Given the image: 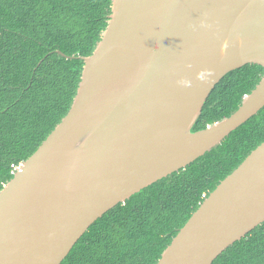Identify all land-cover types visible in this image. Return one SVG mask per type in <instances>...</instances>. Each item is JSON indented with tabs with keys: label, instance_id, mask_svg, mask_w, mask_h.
<instances>
[{
	"label": "water",
	"instance_id": "obj_1",
	"mask_svg": "<svg viewBox=\"0 0 264 264\" xmlns=\"http://www.w3.org/2000/svg\"><path fill=\"white\" fill-rule=\"evenodd\" d=\"M69 113L0 192V264H62L100 218L220 146L264 108V76L193 132L216 85L264 68V0H111ZM60 55L70 58L58 51ZM264 224V142L157 264H213Z\"/></svg>",
	"mask_w": 264,
	"mask_h": 264
},
{
	"label": "trees",
	"instance_id": "obj_2",
	"mask_svg": "<svg viewBox=\"0 0 264 264\" xmlns=\"http://www.w3.org/2000/svg\"><path fill=\"white\" fill-rule=\"evenodd\" d=\"M111 13V0H0V192L69 113L81 57L93 54ZM263 76L254 64L228 73L192 131L231 116ZM263 142L264 108L220 146L107 212L62 264H157L204 200ZM213 264H264V224Z\"/></svg>",
	"mask_w": 264,
	"mask_h": 264
},
{
	"label": "built area",
	"instance_id": "obj_3",
	"mask_svg": "<svg viewBox=\"0 0 264 264\" xmlns=\"http://www.w3.org/2000/svg\"><path fill=\"white\" fill-rule=\"evenodd\" d=\"M14 173H16V171H18L19 167H14Z\"/></svg>",
	"mask_w": 264,
	"mask_h": 264
}]
</instances>
